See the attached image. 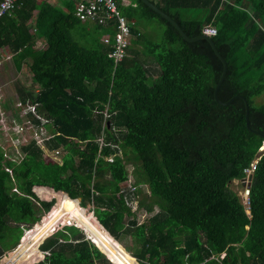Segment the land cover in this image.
I'll use <instances>...</instances> for the list:
<instances>
[{"label":"trees","instance_id":"trees-1","mask_svg":"<svg viewBox=\"0 0 264 264\" xmlns=\"http://www.w3.org/2000/svg\"><path fill=\"white\" fill-rule=\"evenodd\" d=\"M115 1L134 20L133 32L154 21L162 29L157 40L140 32L117 64L100 41L112 33L81 23L75 0L61 2L66 10L21 0L0 20V51L17 69L29 60L31 87L19 88L17 98L35 106L40 119L28 117L36 125L46 120L45 148L64 152L59 162L46 161L30 141L19 163H3L0 153V260L51 209L50 199L64 195L81 207L89 202L115 240L129 236L138 264H264V101H256L264 94V0L153 3L190 38L216 29L211 38L227 67L217 99L243 96L248 126L243 99L219 105L213 97L222 63L206 40L184 41L140 0L127 7ZM40 38L44 46L34 49ZM130 150L145 175L137 169L133 186H147L148 214L157 207L141 223L127 204L138 192L129 190ZM255 159L247 212L230 188ZM33 185L42 186L34 187L40 199ZM98 248L79 228L64 226L42 242L44 258L34 264H113Z\"/></svg>","mask_w":264,"mask_h":264},{"label":"rangeland","instance_id":"rangeland-1","mask_svg":"<svg viewBox=\"0 0 264 264\" xmlns=\"http://www.w3.org/2000/svg\"><path fill=\"white\" fill-rule=\"evenodd\" d=\"M136 28L140 31L142 29L143 33L147 38H151L152 40H157L161 37V26L158 23V21L149 22V23H143L139 26L136 25ZM74 41H76L79 44H82V39L80 35L77 33V31L71 32ZM37 42V41H36ZM41 43H35L34 48H40L44 46V43L40 41ZM9 54L8 51L1 50L0 51V153L3 156V163H8L9 161H15L16 163H19L23 158V153L20 149L21 144H24L28 141V134L22 133H16V131L13 130L15 128V122H18V109L15 107V102L17 96H18V89L19 88H27L29 89L31 87L30 82H32L30 78V73L28 71V64L29 60H25L24 65L22 66L23 70L21 73H18L15 71L12 59L7 56ZM22 86V87H21ZM257 98V97H256ZM255 98V99H256ZM256 101H259V103L264 101V94L257 98ZM64 152L59 149V152L55 154V156L52 153H47L45 151L44 155H47L45 158L52 160V161H60L61 156ZM132 157V161L127 163L126 168L129 176L130 182L133 184V174L135 171H137V175L142 180L143 176L145 177L144 173L140 170L139 162L136 158L135 153L130 150V154ZM134 163L136 164L134 166ZM133 164V165H132ZM126 186V185H125ZM127 187V186H126ZM130 189V188H129ZM138 192H137V201H139L140 196H145V194L148 193V189L146 185H143L142 183L137 186ZM233 192L235 191L237 194H240L242 191V187L238 185L237 182L233 184L230 188ZM34 192V191H33ZM39 198V197H38ZM51 198V195H47V199L49 200ZM55 200V204L59 203V197H55L50 199ZM80 200V199H78ZM81 201V200H80ZM74 206L71 204V206H68L65 211V213H55L56 211L44 213L41 216V220L35 224V226L28 230V232H24V240L19 241V244L15 247V249L11 250L8 253H5L0 260V264L2 263L5 258L9 257L12 253L15 251L22 250L25 240H28L29 238H34L33 245L31 246L34 250V254H38L36 259H41L44 255L40 250L38 249L41 243L44 241L45 238H47L54 230L61 228L63 225L60 221L58 225L55 224V220L53 219H66L67 217L74 218V222L79 227V229L85 233L90 240H93L97 246L99 247L100 251L106 252L107 248L111 247H117L120 249L121 253H127L128 252L125 249H133L135 247L132 243V239H130L129 236H124L120 239V241H115L106 231L102 229L101 226L96 224H93L94 220L91 216V205H86L84 208H82V212L77 211L76 208L72 207ZM138 206L132 205L130 208H135L133 213V217L138 221L141 222L142 220L146 219L148 216L147 213L144 212V209H137ZM52 210L55 209V207L51 208ZM69 220H63V222H68ZM96 221V220H95ZM58 222V221H57ZM48 227H53L54 229L47 230ZM52 231V232H51ZM51 232V233H50ZM103 252V253H104ZM131 259L134 260V258L128 254ZM111 261L112 257L108 253L106 255ZM135 261V260H134ZM113 262V261H112ZM34 263V262H33ZM136 263V262H135ZM24 264V263H22ZM32 264V263H31ZM137 264V263H136Z\"/></svg>","mask_w":264,"mask_h":264},{"label":"built area","instance_id":"built-area-1","mask_svg":"<svg viewBox=\"0 0 264 264\" xmlns=\"http://www.w3.org/2000/svg\"><path fill=\"white\" fill-rule=\"evenodd\" d=\"M75 1V16L81 23L100 26L112 33L103 34L100 41L112 47L108 57L111 58L115 64L121 62L127 56V50L131 46L132 40L139 35L138 32L132 31V29L135 28L134 20L126 18V16L120 12L115 0ZM20 4L21 0H0V20L6 14H10ZM202 34L209 37L215 36L216 29L212 26H206L203 28ZM15 107L19 109V120L15 122V128H13V130L18 134L22 132L28 134L29 139L27 142L34 141L37 145H43L49 137V135L45 133L42 125L46 120L41 118V125L38 126L28 117V114H31L35 119H40L33 104H23L20 100H17L15 102ZM57 152L58 151L54 152V154H57ZM118 154L120 155V152ZM107 160L112 161V158H107ZM254 169L255 165L253 164L251 165V169L245 172L250 173ZM7 171L11 173L9 170ZM247 193L246 191V194Z\"/></svg>","mask_w":264,"mask_h":264},{"label":"bare ground","instance_id":"bare-ground-1","mask_svg":"<svg viewBox=\"0 0 264 264\" xmlns=\"http://www.w3.org/2000/svg\"><path fill=\"white\" fill-rule=\"evenodd\" d=\"M59 199H60L59 203L53 205V207H55V209L54 210L51 209L52 214L54 211H56L55 213L59 212V213L64 214L65 213L64 210H66L68 206H71V204H73L74 206H72V207L76 208L77 211H79V212H82L81 210H82V208H84V207L80 206V204L78 203L77 200H72V199L68 198L67 196H60ZM92 217L94 220L93 224H96L97 221H95L94 216H92ZM53 220H55L56 225H58L59 222L60 221L62 222L63 220H69L70 223H74L76 225V223L73 221L74 218H70V217H67L66 219H53ZM49 228L51 230L54 229L53 227H48L47 230H49ZM34 240H35L34 238H29L28 240H25L26 242L24 243L22 250H19L18 252L15 251L9 257H7L3 261H1L2 262L1 264H22L25 262L34 261V259L38 256V254H34L35 250L31 247L33 245V243H35ZM106 251L111 255V257L113 258L112 261L115 264H136L135 261L133 259H131L130 256L126 252L124 254L121 253L120 249H118L117 247H111L110 246V248H107Z\"/></svg>","mask_w":264,"mask_h":264},{"label":"water","instance_id":"water-1","mask_svg":"<svg viewBox=\"0 0 264 264\" xmlns=\"http://www.w3.org/2000/svg\"><path fill=\"white\" fill-rule=\"evenodd\" d=\"M142 3H144L147 7H149L151 10H153L156 14H158L159 16H161L162 18H164L167 22H169L176 30L177 32L179 33V35L182 37V39L186 42H194V41H197V40H206L211 48L213 49L215 55L218 57V59L221 61L222 63V72H221V75H220V78L214 88V91H213V97L215 99V101L219 104V105H229L234 99L236 98H239V99H243L244 100V103H245V120H246V125L248 126L249 125V119H248V104H247V101L245 100V98L241 95H237V96H234L232 98H230L227 102H221L217 99V91L224 79V76L226 74V63L224 61V59L221 57V55L218 53L217 49L215 48V45L212 41V38L209 37V36H206L204 34H201L199 36H196L194 38H190L188 37L183 31L182 29L179 27V25L170 17L168 16L167 14H165L164 12H162L160 9H158L153 3H151L149 0H140ZM88 202H85V204H87ZM44 258V256L40 259L42 260ZM111 263L115 264L114 262H112L109 258H107ZM38 260V261H40ZM36 261V262H38ZM35 263V262H34ZM33 264V263H32Z\"/></svg>","mask_w":264,"mask_h":264},{"label":"clouds","instance_id":"clouds-1","mask_svg":"<svg viewBox=\"0 0 264 264\" xmlns=\"http://www.w3.org/2000/svg\"><path fill=\"white\" fill-rule=\"evenodd\" d=\"M213 27V26H212ZM202 34V33H201ZM131 47V46H130ZM46 142V141H45ZM45 142H44V144L43 145H39L41 148H42V150H43V153H45V151L47 152V153H52L54 156H55V154H54V152H56V151H58L59 152V149L58 150H55V151H48L46 148H45ZM28 143V142H27ZM26 143V144H27ZM25 144H23V145H21L20 146V149H21V151H22V146H24ZM259 151L260 152H263L264 151V142L262 143V146L260 147V149H259ZM22 153H23V151H22ZM23 156H24V154H23ZM47 155H44V157H46ZM107 158H111V157H107ZM49 159H46V161H48ZM50 161H52V160H50ZM54 162H57V161H54ZM257 163H258V159H255L247 168H245L243 171H242V174H243V178L242 179H240V181H233L232 182V185L233 184H235V182H237L238 183V185L239 186H241L242 187V191H241V193L240 194H237L235 191V193H236V195L238 196V197H240L241 198V200L243 201V203H244V206H246V211L247 212H249V208H248V204H249V186H250V179H251V174L255 171V169H256V165H257ZM255 165V169L253 170V171H251L250 173H246L245 171L246 170H250L251 169V165ZM231 185V186H232ZM130 191H133V190H135V187H132V189L130 188L129 189ZM15 191H16V189H15ZM246 191L248 192L247 194H246ZM62 193H64V192H62ZM65 195H67L66 193H64ZM134 199H132L131 201H129L127 204H128V206L130 207L131 205H130V203L133 201ZM77 201H78V203L80 204V200H78L77 199ZM91 205L89 202L87 203V204H85V206L86 205ZM139 205V204H138ZM85 206H83V207H85ZM92 206V205H91ZM53 207V206H52ZM51 207V208H52ZM154 207H156V206H154ZM131 209V208H130ZM51 210V209H50ZM49 210V211H50ZM48 211V212H49ZM153 212H156V211H154L153 210ZM92 213V212H91ZM148 214V213H147ZM92 216H93V214H91ZM149 215H151V214H148V216ZM147 216V217H148ZM133 217V216H132ZM146 217V218H147ZM95 218V217H94ZM134 218V217H133ZM135 219V218H134ZM41 220V219H40ZM39 220V221H40ZM96 220V219H95ZM136 220V219H135ZM38 221V222H39ZM97 221V220H96ZM137 221V220H136ZM143 221V220H142ZM141 221V222H142ZM138 222V221H137ZM141 222H138V223H141ZM36 224V223H35ZM34 224V225H35ZM62 226H61V228L62 227H64V226H75V227H77L74 223H70V221H68V222H63L62 221ZM99 224V223H98ZM33 225V226H34ZM100 225V224H99ZM32 226V227H33ZM101 226V225H100ZM102 227V226H101ZM61 228H58V229H56V230H54V232H52L49 236H51L53 233H55V232H57L58 230H60ZM77 228H79V227H77ZM102 229L104 230V231H106L103 227H102ZM107 232V231H106ZM108 233V232H107ZM84 235H85V238L87 239V240H89V241H91L96 247H97V244L93 241V240H90V238L85 234V233H83ZM109 234V233H108ZM24 235V234H23ZM110 235V234H109ZM48 236V237H49ZM111 236V235H110ZM47 237V238H48ZM112 237V236H111ZM113 238V237H112ZM46 239V238H45ZM44 239V240H45ZM114 239V238H113ZM115 240V239H114ZM115 241H117V240H115ZM118 242V241H117ZM42 244V243H41ZM39 249V248H38ZM99 249V248H98ZM127 252H128V254H130L129 253V251L127 250V249H125ZM41 252V251H40ZM43 254V253H42ZM44 255V254H43ZM131 255V254H130ZM224 255H225V252H222V253H220L218 256L220 257V258H223L224 257ZM107 258V257H106ZM43 260V259H42ZM42 260H40V261H42ZM135 260V259H134ZM39 262V261H38ZM135 262H136V260H135ZM35 263H37V262H35ZM137 263V262H136ZM34 264V263H33ZM138 264V263H137Z\"/></svg>","mask_w":264,"mask_h":264},{"label":"crops","instance_id":"crops-1","mask_svg":"<svg viewBox=\"0 0 264 264\" xmlns=\"http://www.w3.org/2000/svg\"><path fill=\"white\" fill-rule=\"evenodd\" d=\"M63 0H48V2H50L51 4H54V5H58L60 8H62L63 10H66V8L63 6V4H61V2H62ZM149 1H151L152 3H154V4H157L158 2H160V0H149ZM121 3H122V6H135V5H133L132 3H131V1L130 0H121ZM161 5H162V3H160ZM142 29H140V31L138 30V31H136V32H138L139 33V35L142 33ZM141 32V33H140ZM37 41V42H36ZM35 41V43H41L40 41H42L43 43H44V41H43V39H37ZM131 46H132V43H131ZM35 49V48H34ZM3 50V49H2ZM7 56H9L11 59H12V64H13V67H14V69H15V71L16 72H18V73H21V71L23 70V68H22V66L24 65V63H25V61L24 62H22L21 64H20V69H17L16 68V64H15V62H14V59L11 57V54L9 53ZM27 61V60H26ZM30 78H31V74H30ZM30 84H31V82H30ZM19 101V99H16V101ZM18 109V108H17ZM18 113H19V109H18ZM134 182V181H133ZM128 183L130 184L129 186H132V187H135V190L134 191H136L137 190V186H133V184H132V182H130V180H129V176H128ZM139 186V185H138ZM34 187H42V186H36V185H33L32 186V188H31V190H32V192L34 191ZM132 187H130L131 189H132ZM44 188H47V187H44ZM49 189H51V188H49ZM51 190H53V189H51ZM54 191V190H53ZM121 191H124V185L123 184H120V192ZM58 192H60V191H58ZM35 195H36V193L35 192H33ZM37 196V195H36ZM64 196V195H63ZM148 196H149V192L147 193V194H145V196H140V199H139V201H137V197L130 203V205H132V203H133V205L135 206V208H136V206H138L137 207V209H141V210H143L144 209V212L145 213H147L146 212V208H145V204H143V200L144 199H146V200H148ZM38 197V196H37ZM40 199V198H39ZM142 202V203H141ZM139 204V205H138ZM135 208H131V213H133V211H134V209ZM153 210L154 211H157V207H152L151 208V210H150V213L149 214H153L154 212H153ZM133 215H134V213H133Z\"/></svg>","mask_w":264,"mask_h":264}]
</instances>
